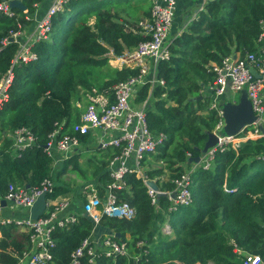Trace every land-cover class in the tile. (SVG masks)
Listing matches in <instances>:
<instances>
[{"label": "trees", "instance_id": "1", "mask_svg": "<svg viewBox=\"0 0 264 264\" xmlns=\"http://www.w3.org/2000/svg\"><path fill=\"white\" fill-rule=\"evenodd\" d=\"M45 1L22 0V3L33 16ZM130 2H70L53 18L49 38L34 44L32 49L38 59L14 68L9 99L0 106V198L5 196L9 184L33 188L46 178L54 183L47 200L70 193V185L60 177L68 171L83 173L79 164L82 154L74 153L53 166L54 158L46 154L44 147L55 124L62 125L58 139L71 133L81 113L76 103L85 104L84 93L93 88L110 89L135 74L113 70L108 63L110 53L120 56L146 40L128 29L139 20L129 25L112 13L121 4L129 7ZM135 5L141 8L142 0H136ZM15 12L18 21L0 13V41L10 31L18 30L19 25L31 24L20 11ZM261 34H264V0L210 1L186 30L172 40L169 60L157 64L156 76L165 85H156L149 97L148 85L137 91V103L148 98L149 130L153 135L162 133L167 137L156 154L147 156L164 164V168L145 174L155 180L160 191L172 192V180L192 171V204L170 211L171 201L166 195L157 196L152 204L143 181L135 174H127L125 187L117 190L116 195L135 209L134 218L103 216L96 225L82 213L85 199L75 194L80 207L77 222L53 232L52 264H69L70 254L91 236L95 226L110 230L116 240L127 243L129 256L117 257L116 264H242L233 253L231 242L247 254L260 256L264 262V162L258 159L264 153V138L248 140L236 152L231 149L217 152L209 170L187 163L190 158L202 156L199 150L218 122L216 111L209 110V93H203L214 80L211 65H220L225 57L255 53ZM16 49L13 42L1 48L0 77L10 68ZM106 67L113 71L112 76L101 83L95 81L92 69ZM224 102L223 97L220 105ZM21 127L30 129L37 141L18 155L12 148L11 134ZM79 140L84 144L88 136H80ZM116 154V149H109L106 160L92 172L96 182L91 185L98 189L100 197L111 182L107 166ZM164 170L169 177L161 181ZM166 225L168 230L164 231ZM0 231V264H18L19 257L28 249L27 235L19 234L12 225L1 226ZM138 242H143L144 247L137 246ZM84 263L87 264L86 260ZM111 263L110 259L102 258L95 264Z\"/></svg>", "mask_w": 264, "mask_h": 264}, {"label": "built area", "instance_id": "2", "mask_svg": "<svg viewBox=\"0 0 264 264\" xmlns=\"http://www.w3.org/2000/svg\"><path fill=\"white\" fill-rule=\"evenodd\" d=\"M13 0L0 1V13L18 21L15 10L9 6ZM21 1L22 0H18ZM78 0H51L45 13L35 19L30 16L27 9L22 11L24 19L33 23L31 29L28 26H18V30L10 31L8 36L0 41V50L9 43L17 44L16 52L11 60V66L0 77V106L9 99V89L13 83L15 67L27 65L38 59L33 51V46L39 41L47 40L52 32L53 18L64 11L66 6ZM177 0H151L149 17L143 18L133 27L128 29L146 38L135 48L126 50L120 56L109 54L108 63L114 69L129 70L135 72L127 79L119 81L112 88L98 91L91 89L84 93L85 104L76 103L81 110L79 121L72 126L71 133L57 138L62 127L55 124V129L48 135V141L44 147L46 154L54 158V153L62 157L57 162L65 161L71 157V153L80 145V136L95 135L98 150L108 151L116 149L108 162L107 171L111 182L104 188L102 197L94 185L84 186L82 196L85 199L82 213L87 215L94 224H98L103 216L108 218L130 220L135 216V209L128 203L121 201L116 191L125 187L124 177L127 174H135L146 186L148 196L152 204L158 194L168 196L171 201L170 211L178 207H187L192 204L190 186L192 171H185L172 180L174 189L172 192L154 191L147 182H155L147 178L141 172V163L148 155H154L162 146L167 137L159 133L153 135L149 130L146 107L148 98L140 103L136 102L137 91L140 87L148 85V97L156 85L164 86L165 82L156 76V67L159 62L168 61L170 58L167 39L173 24ZM33 7L37 8L36 5ZM32 19V20H31ZM127 27V26H126ZM257 51L247 53L243 57H225L220 65H211L210 71L214 74L213 82L206 86L210 96L209 110H214L218 116V122L212 131L217 134L225 126L220 101L226 92L239 93L246 91L253 114L257 120L242 129L236 136L217 135V144L201 156L200 164L204 170H209L217 152L231 149L237 151L242 143L256 138H264V34L257 40ZM254 74L260 77L256 78ZM164 96V95H163ZM236 103L235 100L230 99ZM12 148L16 154L31 148L36 144L37 138L34 133L25 127L16 129L11 134ZM189 158L190 155L187 154ZM258 159L264 162V153ZM129 161L133 167L129 166ZM54 183L51 178L44 179L39 186L29 188L9 184L7 192L0 198V227L14 226L28 237V249L19 257L18 264H52V249L55 246L53 232L56 229H64L77 222L78 214L69 208L70 201L66 198L61 200H47L45 213L37 220H31L28 216L29 209L33 206L41 194L53 193ZM174 194V198L171 195ZM9 210L20 209L24 211L23 217L14 218L3 216L4 206ZM168 229V227H167ZM2 237L0 231V239ZM143 242L137 246L144 247ZM233 253L240 259L242 264H264L258 255L243 252L234 242H231ZM10 251V250H9ZM12 254V251H10ZM147 250L144 254L147 255ZM126 242L115 239L114 235L106 236L99 245L84 239L80 245L70 254L69 264H95L97 260L106 258L116 264L117 257H128ZM136 259V258H135ZM137 260V259H136Z\"/></svg>", "mask_w": 264, "mask_h": 264}, {"label": "crops", "instance_id": "3", "mask_svg": "<svg viewBox=\"0 0 264 264\" xmlns=\"http://www.w3.org/2000/svg\"><path fill=\"white\" fill-rule=\"evenodd\" d=\"M51 0H46L43 4H41L40 6H38L37 10L34 13V17L35 19H39L46 11V9L48 8L49 4H50ZM106 1V0H104ZM210 1H214V0H177V5H176V10H175V14H174V19H173V24L171 27V31L170 34L168 36L167 39V45H169L172 40L180 35L183 31L186 30L187 26L198 17V14L203 10L205 4H207ZM146 3V8H144L143 6L141 8H135V4H136V0H132V2H130V6H129V10L130 11H125V12H121L119 14H116V17L118 18V20L122 23H126V24H134L136 21L141 20L143 18L148 17L147 14H149L150 12V7H151V0H142V4ZM126 7V6H124ZM128 7V6H127ZM131 8V9H130ZM124 11V10H122ZM112 13H118L115 10ZM33 23H31L28 26V29H31ZM111 67V66H110ZM113 70V67H111ZM88 136V141L90 138H92L94 140V142H96V136L95 135H87ZM87 141V142H88ZM86 142V143H87ZM84 143V144H86ZM81 145H83L80 142V145L78 148H76L74 150L73 153H71V156L74 153H79L82 154L80 160H79V164L80 167L82 169L83 173L80 174H76L73 172H67L66 174L62 175L60 177V180L62 182H65L66 184H68L67 182L73 180L75 183L83 185V184H92L94 182H96V179L92 178V172L95 168L96 165H98L100 163L99 159L98 160H94V161H90L89 162V167H84L83 163L89 159V156H86V154L88 153V151H80V147ZM96 151H100V152H104L105 154L103 155V159L106 160V156H107V152L108 151H101L98 150V147L96 146ZM61 154L55 152L54 153V163L53 166H57L58 164H61V162H57L58 159H60ZM102 159V160H103ZM129 166L133 167V163L131 161H129ZM159 168H164V164L161 163H155L153 162L150 157L146 158V161L141 164V172L145 173L148 170H152V169H159ZM166 177H168V171L164 170V174L160 177L161 181H166ZM90 179V180H89ZM89 180V181H88ZM70 190V193H68V195L66 196H61L58 197L57 200H61L63 198H66L70 201V210L71 211H75L77 214L79 213V208L77 206L76 200H75V190H73L72 187H68ZM79 190V189H78ZM4 212H3V216L6 217H14V218H21L23 217L24 211L20 210V209H13V210H9L8 206H4ZM19 211V215H16L15 212ZM19 234H25L23 232H21L20 230H18ZM165 235L168 233H164ZM26 235V234H25ZM110 235H114L110 230L105 229L103 227H99V226H95L94 231L92 232L91 236L88 238L90 240V242L99 245V243L102 241V239L106 236H110ZM127 238H129V236L127 235Z\"/></svg>", "mask_w": 264, "mask_h": 264}, {"label": "water", "instance_id": "4", "mask_svg": "<svg viewBox=\"0 0 264 264\" xmlns=\"http://www.w3.org/2000/svg\"><path fill=\"white\" fill-rule=\"evenodd\" d=\"M4 1V0H2ZM9 6L20 12L26 10V6L18 0H13L9 2ZM254 74V72H252ZM256 78L260 77L259 75L254 74ZM225 102L221 104V110L223 113V119L225 126L223 127L221 132H217V134L209 133L207 141L203 147V149L199 150V152L204 155L209 149L213 148L217 144V135H227V136H236L239 132L251 126L256 120L257 117L253 114L250 102L247 98V94L245 90H242L238 93V99L236 103L230 101L231 94L229 91L226 92L224 96ZM264 135V130L262 131ZM201 157H195L188 159L187 163L190 164H200ZM147 186H149L154 191H159L158 186L154 182H147ZM29 189V186H26ZM162 194H158L160 196ZM171 198H174V194L171 195ZM2 206H5V202L2 201ZM47 207V196L45 194H41L33 206L28 211V216L31 220H37L41 217ZM118 238L119 236L116 235ZM135 264V263H134Z\"/></svg>", "mask_w": 264, "mask_h": 264}, {"label": "rangeland", "instance_id": "5", "mask_svg": "<svg viewBox=\"0 0 264 264\" xmlns=\"http://www.w3.org/2000/svg\"><path fill=\"white\" fill-rule=\"evenodd\" d=\"M143 7L146 8V3L145 2L143 3ZM122 10H124V11H122ZM115 11L118 12V13H115V14H119V13L125 12V11H130L131 12V10H129V7H124L123 4H121V7L116 9ZM92 73H93L94 80L101 83L105 79H109L112 76L113 71L109 67H106V68H102V69H92ZM231 99L236 101L238 99V94L237 93H232L231 94ZM263 118H264V116H263ZM96 146H97V144H96V142H94V140L92 138H90L89 141L86 144L81 145L80 151H88L86 156H89V159L86 160L83 163L84 167H89V165H90L89 162L91 160L94 161V160H98L99 159L100 162L105 160V159H103V155L105 153L104 152H100V151H96ZM168 177H169V175H168ZM168 177H166V179H168ZM67 183H68V185H70V187L73 188V190H75V192H76L75 194L78 195V197L82 199L83 198L82 191H83L84 187H81L80 184L75 183L73 180H71L70 182L68 181ZM15 214L19 215V211H16ZM163 230L164 231L168 230L167 229V225L163 228Z\"/></svg>", "mask_w": 264, "mask_h": 264}]
</instances>
